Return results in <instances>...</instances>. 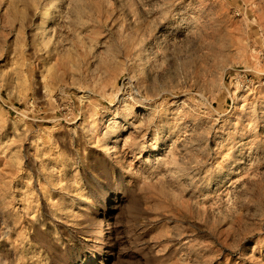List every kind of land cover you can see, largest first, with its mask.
I'll return each instance as SVG.
<instances>
[{
  "label": "rangeland",
  "instance_id": "obj_1",
  "mask_svg": "<svg viewBox=\"0 0 264 264\" xmlns=\"http://www.w3.org/2000/svg\"><path fill=\"white\" fill-rule=\"evenodd\" d=\"M0 264H264V0H0Z\"/></svg>",
  "mask_w": 264,
  "mask_h": 264
},
{
  "label": "bare ground",
  "instance_id": "obj_2",
  "mask_svg": "<svg viewBox=\"0 0 264 264\" xmlns=\"http://www.w3.org/2000/svg\"><path fill=\"white\" fill-rule=\"evenodd\" d=\"M57 6H58L57 1H55L52 4H50L49 6H47L46 13H45V16H44V19L42 22V25H43L42 29L43 30H45L49 26V24L52 20L53 11L57 8ZM116 149L117 148H116V139H115L114 143L111 146L106 148L105 154L106 155H112L113 153H116Z\"/></svg>",
  "mask_w": 264,
  "mask_h": 264
}]
</instances>
